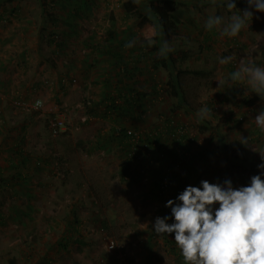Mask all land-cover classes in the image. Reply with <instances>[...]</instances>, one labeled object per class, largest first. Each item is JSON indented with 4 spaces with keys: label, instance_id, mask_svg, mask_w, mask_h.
<instances>
[{
    "label": "rangeland",
    "instance_id": "obj_1",
    "mask_svg": "<svg viewBox=\"0 0 264 264\" xmlns=\"http://www.w3.org/2000/svg\"><path fill=\"white\" fill-rule=\"evenodd\" d=\"M126 1L0 0L2 45L31 41L26 69L19 62L0 71V264H183L174 234L152 230L156 217L170 216L166 202L201 180L246 186L250 176L233 168L232 153L261 163L264 133L254 119L264 101L247 94L246 84L225 89L218 81L241 59L264 66V22L254 12L239 36L222 37L204 23L212 14L227 22L226 8L175 0L177 32L186 39L170 43L174 50L164 59L201 73L181 76L183 106L181 95L171 94L170 69L153 60L162 37L150 55L139 18L124 16ZM150 1L161 0H142L139 16H148ZM235 2L239 11L247 7ZM133 39L137 45L126 48ZM115 53L125 55V67L111 58ZM229 55V64L218 63ZM14 83L17 90L9 92ZM243 97L254 103L247 106ZM132 99L137 107L129 108ZM205 105L214 115L200 121ZM174 126L186 128L188 142L172 136ZM122 129L143 140L158 134V140L138 142V158L127 162ZM240 136L249 138L246 146ZM155 147L163 150L161 160L153 158ZM126 169L133 175H124ZM164 177L176 189L161 195Z\"/></svg>",
    "mask_w": 264,
    "mask_h": 264
},
{
    "label": "clouds",
    "instance_id": "obj_2",
    "mask_svg": "<svg viewBox=\"0 0 264 264\" xmlns=\"http://www.w3.org/2000/svg\"><path fill=\"white\" fill-rule=\"evenodd\" d=\"M140 5L142 0H131ZM243 11L236 8L235 0H211L212 7L226 8L232 13L225 22L223 15H209L204 23L206 31L219 29L222 37L235 38L249 27L253 13H264V0H245ZM235 10V12H233ZM146 14H155L148 5ZM158 16L157 14H155ZM153 36H161L157 56L167 58L174 49L163 38V25L156 23ZM133 39L126 48L137 45ZM149 46L155 39H148ZM233 56L218 58V63L227 65ZM219 87L232 89L246 84L247 94L252 93L264 101V66L254 59H241L239 66ZM211 108L206 105L199 109L198 120L211 119ZM256 128L264 133V108L254 119ZM239 143L246 146L249 138L241 137ZM261 163L257 165L259 174L250 177L246 186L233 187L231 180L210 183L201 180L199 186L188 185L175 199L166 202L170 216L156 217L152 230L157 236L174 234V242L183 264H264V152H258ZM171 219V223H169Z\"/></svg>",
    "mask_w": 264,
    "mask_h": 264
},
{
    "label": "trees",
    "instance_id": "obj_3",
    "mask_svg": "<svg viewBox=\"0 0 264 264\" xmlns=\"http://www.w3.org/2000/svg\"><path fill=\"white\" fill-rule=\"evenodd\" d=\"M4 2H9L12 0H3ZM209 2H211V0H208ZM217 1H221V0H217ZM45 4L44 0H43V5ZM152 11L157 14L158 16H156L155 14L152 15L153 19L150 18L149 16H139V5H134L131 0H127L126 2H124L122 4V9L124 11V16L125 17H130V16H137L139 18L138 21V26L140 28L143 29L142 31V43L144 44V48H148L149 50V54H155V52L157 51V46L153 45V46H149L146 41L148 39H158V36H153V25L156 23H160L163 25V38L165 40H167L170 43L172 42H177V41H183L186 38L184 36H181L178 32H177V28L178 25L180 23V20L176 17V15L174 14L175 10H176V1L175 0H161L159 4H154L153 1H150V3L148 4ZM47 6V5H45ZM255 15L257 16V18L259 19V21L264 22V13H255ZM111 21L113 22V18L111 16ZM111 22V23H112ZM55 42V40H54ZM105 54L108 53L107 49L102 48L101 50V54ZM111 58H113V60H116L117 65H121L123 67H125L126 62L124 60L125 55H122L121 53H115ZM167 59V58H166ZM164 58H160L157 55L154 57V63L155 64H161V66L165 67V68H169V72L171 76L170 79V85L169 88L171 90V94L172 96H176L178 97L179 95H181L179 97V101H180V105L184 104V105H188V103L186 102L185 97L183 96V84H182V75L184 74H191V75H198L201 74L199 71H192V70H187L185 71L184 69H181L179 67L176 66V62L177 60L174 58H169V60L167 61ZM187 57L186 55L183 53L180 57L179 60H186ZM50 61V66L51 68L54 67V65L51 63V59ZM169 65V66H168ZM168 88V89H169ZM17 90V89H16ZM20 91V90H18ZM151 92H155L154 89H152ZM241 92V91H239ZM243 101H245V104H247V106H251L254 102L252 100H248L247 97H243ZM126 104L129 105V108L131 107H137V105L133 104V99H132V103L129 104L128 102H126ZM183 105V106H184ZM107 108H114L115 110H118V108L115 107V105H111L109 104L107 106ZM202 131H204L205 129H207L206 124L202 125V127H200ZM170 132H172V136L175 134H178V140L180 141L179 143H182L184 141L188 142V135L186 134V128L185 127H177L174 126ZM158 134L152 135L151 133H146V137L143 140L141 137H138L135 134H131L129 132H127L126 130H119L118 132V140L120 141V143L122 144L121 147L123 148V151L125 152V156H126V160L127 162H131V160H134L135 157L138 158V153L136 152V147H138L137 143L139 142L140 144H149L151 145L152 142L155 140L157 142L158 140ZM137 138V139H136ZM223 152L227 155V153L229 152V150L227 148H223L222 147ZM168 154H172L171 152H169ZM163 155V150L161 147H155L154 151H153V158L156 160H161V156ZM183 155V154H182ZM233 155V159L235 160L234 162V166L233 168H235L237 170V172H239L240 174H242L245 171H247V173L249 174V176H253V175H257L259 174L258 170H257V164H255L252 160L244 157L243 155L239 154V152L237 153H232ZM184 155L182 157V159H184ZM128 175V177L133 175V172L131 169H126V171L124 172V175ZM174 174V173H172ZM175 175V174H174ZM24 175H17V178H21ZM263 178V177H262ZM245 179V177H244ZM250 180V179H249ZM172 178H163L161 180V182L158 184L160 186L161 189V195L165 194V191H167L168 189H171L173 187H175V181ZM176 189V187H175ZM160 194V193H159ZM170 222V221H168ZM172 235V234H169ZM64 237L61 236L60 239L58 240V244H61V242H63ZM9 264H13V263H9Z\"/></svg>",
    "mask_w": 264,
    "mask_h": 264
},
{
    "label": "crops",
    "instance_id": "obj_4",
    "mask_svg": "<svg viewBox=\"0 0 264 264\" xmlns=\"http://www.w3.org/2000/svg\"><path fill=\"white\" fill-rule=\"evenodd\" d=\"M11 40L12 39H6L4 46L1 43L2 39L0 40V71L7 68V66L11 68L17 66L19 65V62L22 63L23 68H27L26 63L30 52V47H28V45L31 41L27 39H18L19 43H17L11 42ZM2 62H4V64ZM16 88V83H14V85H8L9 92L16 91ZM0 91H2V89H0Z\"/></svg>",
    "mask_w": 264,
    "mask_h": 264
},
{
    "label": "built area",
    "instance_id": "obj_5",
    "mask_svg": "<svg viewBox=\"0 0 264 264\" xmlns=\"http://www.w3.org/2000/svg\"><path fill=\"white\" fill-rule=\"evenodd\" d=\"M109 247L111 248V247H112V245H109Z\"/></svg>",
    "mask_w": 264,
    "mask_h": 264
}]
</instances>
